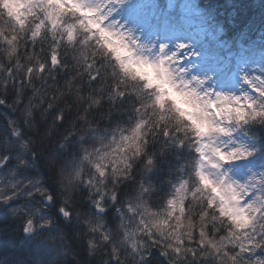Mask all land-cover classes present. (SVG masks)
<instances>
[{
  "label": "trees",
  "instance_id": "16d2710c",
  "mask_svg": "<svg viewBox=\"0 0 264 264\" xmlns=\"http://www.w3.org/2000/svg\"><path fill=\"white\" fill-rule=\"evenodd\" d=\"M176 1L180 0H146L140 11L148 14L153 28L161 24L167 33L197 45L205 43L232 70L238 60L253 59L260 63L264 75V0H191L190 22ZM7 4L15 5L10 15L17 19L26 15L20 12L19 0H4ZM72 8L89 18L81 8ZM53 18L59 33L51 32L49 26L33 40L31 31L37 20L29 16L24 30H20L6 14L0 15V160H4L0 164V197L11 196L0 200V264H217L199 252V204H192L189 212L186 200L183 217L185 224L190 218L194 225L193 239L184 236L183 248L197 249L195 260L190 254L185 257L183 252L177 255L173 251L177 245L167 235L170 228L162 237L154 228L150 234L144 227L165 217L166 201L182 180L196 179L194 141L190 138L180 145L174 138L163 136L161 123L155 135L149 132L147 136L146 150L154 155L155 167L145 172L146 157L141 154L132 160V169L121 171L119 178L113 176L118 149L123 147L122 136H131L142 119L159 123L158 117L150 107H141L135 85L120 84L111 75L112 64L99 48L101 43L109 49L112 45L99 27L89 19L87 25L73 24L72 17L60 12H54ZM63 32L76 41H62ZM13 35L18 37L15 53L4 39ZM53 48L60 60L56 65L50 63ZM38 62L46 65L43 73L35 71ZM30 67L34 69L31 75L27 72ZM260 87H251L249 98L259 99ZM117 91L126 94L107 99ZM88 97L101 99V104L90 106ZM144 101L151 103L147 97ZM161 117L167 119L163 113ZM228 125L232 143L250 153L232 159L233 165L263 169L255 186L254 198H258L264 188V117L228 121ZM105 154L102 162L107 178L101 180L93 162ZM82 156L88 159L81 162ZM73 162L77 163L79 178L70 175ZM118 167L123 169L122 164ZM141 185L149 190L141 193ZM129 205L136 211H128ZM63 210L70 216L66 217ZM29 218L32 231L26 230ZM170 223L174 225L175 220ZM227 223L216 222L215 228L208 225L209 234L216 239L225 235ZM216 229H221L218 234ZM105 235L109 240L103 239ZM132 244L137 245L135 251ZM258 251L264 258L263 248Z\"/></svg>",
  "mask_w": 264,
  "mask_h": 264
},
{
  "label": "snow or ice",
  "instance_id": "6c2138e0",
  "mask_svg": "<svg viewBox=\"0 0 264 264\" xmlns=\"http://www.w3.org/2000/svg\"><path fill=\"white\" fill-rule=\"evenodd\" d=\"M20 12L25 13L26 15H21L18 19L15 15H9L8 10L4 7V0H0V14H6L8 18L14 20L18 24L20 30H24L25 25L28 21V17L31 16L38 22L35 23L34 29L31 31V37L35 40L41 33V30H48L50 26L51 32L59 33V28L57 27V19L53 18L54 12H60L62 15H67L72 17V23H80L87 25L88 19L92 17L85 18L79 12L72 8L69 0H62L64 5L63 9H60L56 3V0H19ZM79 7L83 10L88 8H97L90 7L83 3L81 0H77ZM75 13V15H73ZM97 13H94L96 15ZM98 14L103 17V23L101 27L104 26V21L107 19L106 15L99 11ZM62 24L63 21L60 20ZM61 36L62 41H67L72 43L76 41L72 35L68 32H63ZM5 42L11 47L12 53L16 51V42L17 35H13L11 39L4 37ZM56 41L54 44H57ZM176 53H172L170 58L175 57ZM51 65H56L60 63L59 57L57 55L56 48H53L50 56ZM91 67V65H89ZM46 70V65L44 63L38 62V68L35 71L43 73ZM34 71L33 68H28V74H32ZM195 79V78H194ZM147 91V90H146ZM259 99L249 98L247 96H230L226 94H217L214 99L209 100V113L211 114L210 128L206 134H192L187 131V128H181L179 126L173 128L161 127V134L165 137H172L175 139V142L183 145L185 140L194 141L191 143V146L194 147L195 152L198 155V160L194 168V181L182 180L178 186L174 188L173 194L167 199V208L168 211L163 219H158L151 225L144 224V221H141V224H144L145 229H148L150 232L151 228H154L162 237L165 234L167 229L168 237H172L175 240L176 247L173 251L179 255L182 252L185 257L191 255L195 260L197 257V249L193 248H183L184 236H187L188 240L193 239V228L194 225L189 218L187 224L184 223L183 217L185 215V201H189L188 211L191 212L192 204H199L200 206V226H199V241L198 247L199 252L203 256H209L216 260L217 264H264V258L260 256L253 257V254L257 249L264 248V188H262L261 194L258 198H254L250 202L245 201V192H248V185L243 184L241 187L245 190L240 192L239 195H233L232 199L238 201L237 204L233 205L229 202V197L225 195L226 189H231L233 186L232 182H228L225 174V177L220 179H213L205 171V169H221L223 163L228 160L235 159L239 156L249 155L250 153L243 151L239 147L232 148L231 150L225 151L220 147L214 146L211 137L215 136L219 131H224L227 134L230 129L226 126L224 120V114L221 109L223 108L222 102L229 101L228 107L234 109L235 112L232 113V118L229 120V123L232 121L236 122H247L248 120H254L258 117H264V87L258 88ZM126 93L122 91H117V96H124ZM208 94L205 93V96ZM140 98V97H139ZM95 99V98H94ZM149 99H151L149 97ZM3 101H0L2 103ZM158 102V100H157ZM141 107L147 109L148 105L145 103L144 98H140ZM155 105H153L154 107ZM216 109V111H212ZM137 111H139L137 109ZM62 119V117H60ZM151 125L152 130L156 129L155 119L150 120H140L135 124V127L132 129L131 136H122L121 144L122 148L118 149L120 155L117 157V160L114 162L115 165L112 168V175L119 178L118 175L121 171L118 167L119 164H122L124 167V172L126 173L129 168L132 167V160L137 156L143 154V141L138 138L142 134V130ZM14 134L19 135V132H14ZM27 147V145H25ZM131 152V156H128L127 153ZM107 158V154L101 156L98 161L93 162L94 168L97 174L98 179L107 178V169L103 164V160ZM6 159V158H5ZM85 160L88 159V156L84 157ZM4 160H0V164H3ZM110 163H112L110 161ZM73 172L70 175H73L75 178L80 177V172L76 170L77 163L73 162ZM67 170V169H66ZM65 170V171H66ZM72 181L69 180V183ZM91 183V181H89ZM264 183V181H262ZM149 189L141 185V193L147 192ZM218 190V191H217ZM190 194V195H189ZM11 196H2L0 200L10 199ZM48 200H51V196L46 197ZM115 199V196H113ZM96 207L100 210H103L96 204ZM227 207V210H226ZM128 211L135 212L136 208L132 205H129ZM179 213L176 215V213ZM238 212L239 215L233 214ZM63 214L68 217L70 212L63 210ZM155 215V214H153ZM210 217V219H209ZM175 220V224L170 223L171 220ZM208 221V224H205V221ZM227 221L225 226L227 231L223 236H219L216 239L214 236L209 234L208 225H212L215 228L216 222H220L223 225V222ZM48 223V221H45ZM186 228V232L181 230ZM33 222L29 218L27 221V231H32ZM221 229H216L217 234ZM151 234V232H150ZM105 241L109 240V236L105 235L103 237ZM90 246H92L90 244ZM170 248L173 247L172 244L168 245ZM133 251L136 250L137 245H131ZM239 251H236V249ZM207 249L208 251H205ZM230 252L232 253L230 255ZM114 255H118L115 250ZM248 257V259H244Z\"/></svg>",
  "mask_w": 264,
  "mask_h": 264
},
{
  "label": "rangeland",
  "instance_id": "374dc122",
  "mask_svg": "<svg viewBox=\"0 0 264 264\" xmlns=\"http://www.w3.org/2000/svg\"><path fill=\"white\" fill-rule=\"evenodd\" d=\"M145 1L81 0V3L97 7L82 10L88 17H92L89 20L100 28L105 37L110 36L122 47L126 46L128 52L133 56L139 54L142 59L144 55H147L149 59L157 60L177 79L183 78L180 81L181 85L186 81H191L193 86L199 85L198 91L207 93L213 99L217 94L250 97L251 87L262 86L264 75L258 61L240 59L237 61L235 69L232 70L231 66L221 62L205 43L197 45L178 34L167 33L165 26L162 25L153 28L148 14L146 16L144 12L140 11V7ZM56 3L58 6L64 7L62 0H56ZM69 3L74 7H79L77 0H69ZM172 4L171 6H173ZM178 4L184 19L188 22L192 21V1L180 0ZM99 11H102L107 17L103 27H101L103 17L98 14ZM94 13L97 14L94 15ZM172 53H176V55L170 58ZM228 121L225 118L224 122L229 128ZM229 134L230 131L227 134H216L211 137L213 145L225 151L235 148ZM226 162H229L230 165L224 162L221 169H212L209 166L205 171L213 179H220L226 174L225 178L234 186L238 183L247 184L249 187L245 201L250 202L254 199L255 186L261 178L263 169L238 168L233 165L231 160ZM258 254L260 252L257 249L253 256H259Z\"/></svg>",
  "mask_w": 264,
  "mask_h": 264
},
{
  "label": "clouds",
  "instance_id": "9594fccd",
  "mask_svg": "<svg viewBox=\"0 0 264 264\" xmlns=\"http://www.w3.org/2000/svg\"><path fill=\"white\" fill-rule=\"evenodd\" d=\"M4 7L7 8L8 13H12L15 5L7 4ZM2 34L3 29L0 28V35ZM53 36L56 38L55 34ZM97 39L100 38L97 37ZM105 39L112 47L109 49L107 45L101 43L99 52L102 56L109 58L113 69L111 75L118 79L120 84L127 82L128 84L135 85L138 89L136 95L140 98L147 97L151 101L148 107L151 108L153 115L158 117L159 121L156 124V129L160 128V124L162 123L164 127L169 129L177 126L187 128V131L192 134H206L208 132L211 120V114L208 111L210 107L209 100L213 98L209 95L205 96V93L198 91L199 85L193 86L191 81H186L181 85L180 81L183 78L177 79L176 76H173L157 60L149 59L147 55H144L142 59L139 54L133 56L128 52L126 46L122 47L120 43L112 40L110 36L105 37ZM79 43L81 44L80 41ZM172 71L174 72V69ZM116 97L117 92H113L107 96V99L115 100ZM88 99L90 106L95 107L101 104V99H94L92 97H88ZM161 103L163 105L162 108ZM229 103V101H223V108L221 109L227 120H231V114L235 112L234 109L228 107ZM153 105L155 106L153 107ZM212 111H216V109H212ZM161 113L167 116V119H163ZM149 132L155 135V131L152 130L151 125L147 127V131L143 129L142 134L138 138L143 141V155L146 157L145 164L143 165L145 172L155 167L154 155L149 154L146 150ZM217 134H224V131H219ZM140 156L137 155L135 158H139ZM84 160L82 156L80 161L83 162ZM132 167L128 170L132 169ZM120 171H124V167ZM242 185V183H238L235 186L233 185L234 188L231 190H225V195L229 197L231 204L235 205L238 203V201L232 199L233 195H239L240 192L245 191L241 187ZM245 195H247V192H245ZM261 203H264V201ZM233 214L239 215L238 212H234Z\"/></svg>",
  "mask_w": 264,
  "mask_h": 264
}]
</instances>
